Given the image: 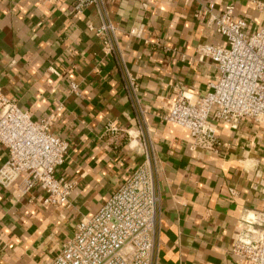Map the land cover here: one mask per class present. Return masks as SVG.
<instances>
[{"label":"crops","instance_id":"0c3cea01","mask_svg":"<svg viewBox=\"0 0 264 264\" xmlns=\"http://www.w3.org/2000/svg\"><path fill=\"white\" fill-rule=\"evenodd\" d=\"M253 1L93 0L74 10L79 0H0L2 92L34 120L51 116L68 145L55 174L73 183L59 206L38 186L22 191L24 174L0 185V264H48L142 163L160 196L151 264H245L232 248L240 231L251 235L247 215L264 218V123H215L223 144L205 150L165 116L179 93L197 98L216 77L199 47L225 40L207 9L232 4L250 34L264 28ZM6 159L0 146V166Z\"/></svg>","mask_w":264,"mask_h":264},{"label":"built area","instance_id":"2783aa9c","mask_svg":"<svg viewBox=\"0 0 264 264\" xmlns=\"http://www.w3.org/2000/svg\"><path fill=\"white\" fill-rule=\"evenodd\" d=\"M92 1L79 0L74 10ZM253 3L264 13V0ZM207 10V22L225 40L221 45L199 47L214 63L216 77L197 98L179 93L165 119L189 132L191 149L215 150L223 144L215 136V123L232 129L243 118L264 123V28L244 32L246 22L235 16L232 4L218 14L210 7ZM108 27L103 25L96 34ZM71 86L76 90L74 83ZM51 119H32L3 94L0 85V146L7 151L0 166V185L10 187L24 174L22 191L38 186L45 193V203L59 206L67 204L73 183L55 174L68 145L51 131ZM105 131L112 135L118 128L109 122ZM159 203L151 169L142 163L95 213L80 219L73 235L57 247L48 264H151ZM245 222L253 225L251 235L240 231L232 252L245 264H264V218L247 215Z\"/></svg>","mask_w":264,"mask_h":264}]
</instances>
